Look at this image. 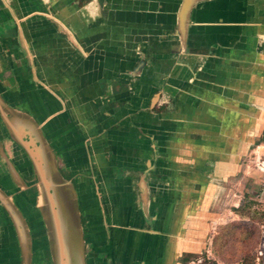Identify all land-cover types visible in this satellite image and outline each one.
<instances>
[{
  "label": "crops",
  "instance_id": "0c3cea01",
  "mask_svg": "<svg viewBox=\"0 0 264 264\" xmlns=\"http://www.w3.org/2000/svg\"><path fill=\"white\" fill-rule=\"evenodd\" d=\"M0 99L63 172L83 264H215L217 226L245 221L220 195L252 147L264 164V0H0ZM8 171L30 249L0 203V264H52L41 184Z\"/></svg>",
  "mask_w": 264,
  "mask_h": 264
},
{
  "label": "flooded vegetation",
  "instance_id": "af4514ba",
  "mask_svg": "<svg viewBox=\"0 0 264 264\" xmlns=\"http://www.w3.org/2000/svg\"><path fill=\"white\" fill-rule=\"evenodd\" d=\"M5 115L8 118L7 120L3 119L4 132L6 135L1 134L0 137H6L3 141V149H4V157H1L0 165L4 166V169L10 171V173L19 176L20 180H23L25 183H32L33 181H38L41 185V192L43 196L44 203L38 207L39 220L40 222H44L46 225L47 233L50 235V257L52 264H60V259L64 258L66 264H74L73 254L69 247V230L67 225V219L69 217V213L67 210L69 209L71 216L73 218L76 217V208L71 203L70 193L65 194L61 192V185L63 183L59 180L57 176V172L54 170L55 164L52 159V155L49 153L47 149H45L38 139L37 135L34 134L35 131L34 125L32 121L25 117H19L22 120L14 117L9 113L8 110L5 111ZM2 117V114H1ZM3 118V117H2ZM6 121V122H5ZM19 121H23L25 123L19 124ZM28 123V124H26ZM19 125H22L24 133L21 134V129H19ZM26 126V127H24ZM27 128V129H25ZM32 129V130H31ZM20 131V133H19ZM25 133H32V135L27 136ZM19 134L22 137H19ZM39 140V141H38ZM8 144L9 147H8ZM11 151H10V150ZM13 149L17 152L21 151L23 155L26 157L29 165L25 167V169L20 168L21 163L17 164L13 159ZM42 149V150H41ZM27 168V170H26ZM62 177L64 178L63 172L61 169L56 168ZM8 171V172H9ZM12 171V172H11ZM45 173V177L43 174ZM17 174V175H16ZM46 178V179H45ZM72 182L71 180H69ZM3 195V193L0 192ZM6 201L3 203L2 199H0V203L3 208L7 211L10 218V211L15 212V218L17 217L18 224H13L19 228V240L21 247L23 246L25 255L29 252V230L27 224L24 223V219L21 214H18L15 207L6 198L4 195L2 196ZM10 205L7 207V203ZM78 212L81 213L80 208H77ZM81 222L83 221V217H80ZM28 256V255H27ZM63 256V257H62ZM44 260V259H43Z\"/></svg>",
  "mask_w": 264,
  "mask_h": 264
},
{
  "label": "rangeland",
  "instance_id": "374dc122",
  "mask_svg": "<svg viewBox=\"0 0 264 264\" xmlns=\"http://www.w3.org/2000/svg\"><path fill=\"white\" fill-rule=\"evenodd\" d=\"M2 126L4 127V125ZM2 126H0L1 134L6 135ZM259 135L260 139L264 140V130L262 131V133L260 132ZM252 150L258 152L255 147H252L250 153L247 156H243L241 162H238L239 167L243 166L242 172L238 176H236L235 179H232V191L230 193L228 192L227 195L225 194V197L224 194L220 195L219 200H223V203L220 206L219 210H217L218 207H215V211H217V214L219 213V215H221L225 214L229 210L228 208L230 207V204H228L224 200H228L231 198L237 201V203H239L240 201V205H242V208H238V210L232 208L231 211L234 213L233 215H245V221L241 222L242 230L244 231V229L246 228L249 232V235H251V232L253 230L254 237L249 236L250 238L246 239V244L242 243L243 238H238V243H233L232 245H224V242L221 239L216 238L217 242L221 241L222 244L219 243L218 245H220L219 247L222 246L224 252H221L219 254L216 252V249L213 251V254L210 256V260L215 264H242V259L247 254V250L250 251V253L256 255V264H264V252L262 253L261 249L262 244H264V187L261 186L264 183V169L262 171L261 169H258L259 166L263 168L264 164L261 162V159L256 158L255 153L251 154L253 153ZM260 187L262 188V190H260ZM223 217V219H230L227 218V216ZM232 224H234V222ZM220 229L221 226H217V229L214 232V235H216L215 237L221 236ZM259 231L260 234L256 236ZM203 257H205L204 262H210L207 259L206 254L194 257V259L203 260Z\"/></svg>",
  "mask_w": 264,
  "mask_h": 264
},
{
  "label": "trees",
  "instance_id": "16d2710c",
  "mask_svg": "<svg viewBox=\"0 0 264 264\" xmlns=\"http://www.w3.org/2000/svg\"><path fill=\"white\" fill-rule=\"evenodd\" d=\"M242 208V207H240ZM241 210V209H240ZM233 223V222H232ZM227 224L225 226H221V236L220 237H215L213 243H214V248L216 249L217 253H221L224 252V250L222 249V246L219 247L220 245H218L219 243H221V241L217 242V239H221L224 242V245H232L237 244L238 243V238H243V242L244 244L247 243L246 239H249V236L254 237V231L252 230L251 235H249L247 229L245 228L244 231L242 230L241 227V222L240 223H235L234 224ZM264 223V222H263ZM262 225V224H261ZM261 231V228H260ZM260 231L257 233L256 236H258L260 234ZM217 238V239H216ZM222 244V243H221ZM223 245V246H224ZM256 255L250 253V251L247 250V254L245 255V257L242 259V264H256Z\"/></svg>",
  "mask_w": 264,
  "mask_h": 264
},
{
  "label": "water",
  "instance_id": "95a60500",
  "mask_svg": "<svg viewBox=\"0 0 264 264\" xmlns=\"http://www.w3.org/2000/svg\"><path fill=\"white\" fill-rule=\"evenodd\" d=\"M0 110L3 112V102L1 101V99H0ZM19 137H22V136L19 134ZM43 176L45 177V173L43 174ZM45 179H46V178H45ZM2 196H3V195L0 194V199H2V201H3V203H4L6 200L3 199ZM6 203H7V202H6ZM9 206H10V205H8V203H7V207H9ZM10 213H12V214H11V217L13 218L14 223H15V224H18V223H17L18 221H16V220H17V217L15 218V215H16L15 212L10 211ZM62 257H63V256H62ZM73 258H74V264H83L82 261H81L82 259H80L79 256H77V255L74 254V255H73ZM64 261H65L64 258H63V259L61 258V259H60V264H66V263H65L66 261H65V262H64Z\"/></svg>",
  "mask_w": 264,
  "mask_h": 264
}]
</instances>
